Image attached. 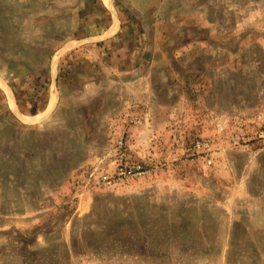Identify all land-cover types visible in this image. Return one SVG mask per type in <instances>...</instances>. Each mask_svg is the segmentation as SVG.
Segmentation results:
<instances>
[{"label":"rangeland","instance_id":"obj_1","mask_svg":"<svg viewBox=\"0 0 264 264\" xmlns=\"http://www.w3.org/2000/svg\"><path fill=\"white\" fill-rule=\"evenodd\" d=\"M0 264H264V0H0Z\"/></svg>","mask_w":264,"mask_h":264},{"label":"built area","instance_id":"obj_2","mask_svg":"<svg viewBox=\"0 0 264 264\" xmlns=\"http://www.w3.org/2000/svg\"><path fill=\"white\" fill-rule=\"evenodd\" d=\"M138 120L139 119H135L134 121H138ZM202 145H203V143L201 141H199V140H197L195 142V146H197L198 148L201 147ZM201 156H203V155L201 154ZM207 161L210 162L211 160L210 159H207Z\"/></svg>","mask_w":264,"mask_h":264}]
</instances>
